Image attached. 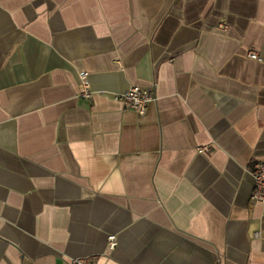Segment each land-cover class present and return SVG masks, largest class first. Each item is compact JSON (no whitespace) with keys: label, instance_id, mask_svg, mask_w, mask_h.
<instances>
[{"label":"crops","instance_id":"obj_1","mask_svg":"<svg viewBox=\"0 0 264 264\" xmlns=\"http://www.w3.org/2000/svg\"><path fill=\"white\" fill-rule=\"evenodd\" d=\"M257 160L264 0H0V264H264Z\"/></svg>","mask_w":264,"mask_h":264},{"label":"built area","instance_id":"obj_2","mask_svg":"<svg viewBox=\"0 0 264 264\" xmlns=\"http://www.w3.org/2000/svg\"><path fill=\"white\" fill-rule=\"evenodd\" d=\"M249 57L260 60L258 54L254 51L249 53ZM79 92L80 97L89 99L93 95V90L90 87L88 72L81 70L78 72ZM113 98L120 100L125 108L134 110L137 113H144L149 102L155 99L153 91L139 85H131L124 92L113 94ZM199 152L209 150L208 145L197 147ZM250 172L253 178V191L251 199L255 203L264 205V160L253 161L250 165ZM116 245V236L110 234L108 236V247L113 249ZM94 257H78L71 260L72 264H93Z\"/></svg>","mask_w":264,"mask_h":264}]
</instances>
